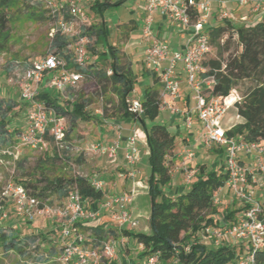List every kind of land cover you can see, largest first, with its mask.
<instances>
[{
	"label": "trees",
	"instance_id": "trees-1",
	"mask_svg": "<svg viewBox=\"0 0 264 264\" xmlns=\"http://www.w3.org/2000/svg\"><path fill=\"white\" fill-rule=\"evenodd\" d=\"M200 1V0H196ZM256 1V0H252ZM258 1V0H257ZM27 3L25 9L34 19H41L44 15L51 21L47 11L41 5L31 0H0V51L7 42V25L9 23V11L16 3ZM88 9L96 17L100 18L99 25H91L82 29V35H94L95 43L104 46L106 52L112 59L111 72L108 79L116 86L118 99L119 122L133 118L137 121L140 130L145 136V143L148 149L147 163L149 175L145 180L147 196L150 201V213L148 218L149 233H130L122 229L123 235L130 241L141 247L137 255L138 260H144L149 256L156 255L159 264H233L244 255L243 245L232 242H223L214 247L202 239L201 231L207 226L219 227L218 217L223 222L232 224L236 221L237 211L225 210L224 214L218 211V207L212 203L213 196L220 188H223L227 180L225 166L219 162L216 168H207L200 165L196 175H193L187 188L176 195H168L165 188L171 182V173L168 166V158L175 147V136L164 125L156 123L159 115V93L155 89L147 88L144 91V98L141 101L143 114L135 116L128 111L130 95L136 83L135 76L130 71H124L117 62L115 49L108 44L107 32L103 21L104 13L113 7H118L123 0L110 2L109 0H91ZM264 7L262 2L261 7ZM259 8V9H260ZM31 9V10H30ZM42 10L43 14L37 15L36 10ZM261 12V10H260ZM211 52L215 55L206 58L202 62L204 72L201 77L213 78L211 93L215 97L226 98L235 88L244 82H250L253 86L240 96V100L234 104L236 114L240 122L226 131L228 139H237L246 143L264 141V12L261 19H257L251 25H235L234 21L221 19L215 25L206 28ZM74 40L69 37L55 34L51 38L50 47L55 50L51 52L59 59L64 60L66 67L80 72L82 77L89 76L86 70H78L74 66V57L71 53V46ZM232 45L235 49L232 50ZM210 52V53H211ZM106 53H100L95 60L104 61ZM93 77H105V73L96 72ZM71 91L72 87H67ZM56 92V91H55ZM37 99L47 109L53 110L56 115L67 118L71 126L77 121L88 118L85 113L84 102L68 103L69 107L60 106L59 95L49 92L46 88L40 90ZM22 101V100H21ZM23 102V101H22ZM25 102H23V105ZM17 103L11 98L0 99V152L11 148L17 142L21 133L16 127H11V117L15 116L14 109ZM24 109H26V104ZM118 124L115 125H120ZM66 135V134H65ZM51 155H44L37 159L33 169L24 174V178L17 183L39 206L44 209L51 198L64 201L72 188H76L86 202H99L103 199L104 193L91 187L89 180L79 174L71 176L53 175L57 164L64 162L68 165V157L63 156L67 150H59L52 140L46 138ZM211 153L221 159L225 156L223 147L214 146ZM4 155V154H3ZM25 160L16 162L18 168L23 169ZM135 168V167H134ZM129 171V169H128ZM127 171V174H128ZM53 175V176H51ZM130 193V192H129ZM128 194V193H127ZM63 203V205H64ZM62 205V206H63ZM61 206V207H62ZM244 210H241V212ZM222 213V214H221ZM259 220L264 222V210L260 209ZM77 233L87 231L90 235V242L93 250H100L103 242L102 230L99 226L83 228L80 223L75 224ZM25 237V236H24ZM19 233H3L0 228V241L5 252L16 251L22 255L21 242L30 241L23 238L19 241ZM35 238V237H34ZM34 238L31 243H34ZM61 254L63 241L58 234ZM255 264H264V245L258 248H251ZM49 255H54L49 252ZM60 263V262H57ZM115 264V263H110Z\"/></svg>",
	"mask_w": 264,
	"mask_h": 264
},
{
	"label": "built area",
	"instance_id": "built-area-1",
	"mask_svg": "<svg viewBox=\"0 0 264 264\" xmlns=\"http://www.w3.org/2000/svg\"><path fill=\"white\" fill-rule=\"evenodd\" d=\"M39 4L47 11L51 18V38L59 33L74 40L71 46L73 54V64L78 70H86L89 57L86 46L87 37L82 35V29L87 21L84 5L78 0H31ZM264 0L253 1L254 12H258ZM252 0H221L218 2L221 12L218 17L235 21L229 7L235 3L238 7L247 5ZM212 9V0H146L143 7L144 25L142 37L147 42L143 53L142 63L145 70L153 73L162 83V90L159 94V111H169L172 115L183 118L186 128H191L192 117L190 111L183 112L178 107L181 101L180 80L177 68L184 74L187 88L192 92L191 98L195 102L193 112L201 127L203 144L206 146L223 147L225 150V170L227 180L223 188L213 196L212 203L215 206L221 204L220 193L225 188L229 190L234 198L244 206L240 217L232 224L219 220V227L207 226L202 229L201 235L204 241L216 247L223 242H239L243 245L244 255L233 264H255L254 256L250 252L251 248H258L264 245V222L259 220L258 214L261 205L253 200L248 192L249 183L255 181L256 174H264V141L246 143L237 139H228L226 131L221 127V120L229 106H233L240 100L239 96L232 91L226 98L215 97L211 90L213 78L201 77L205 71L202 62L211 52L209 37L206 28L209 26ZM159 12L166 16L171 22L178 25L182 30L188 31L185 48L183 51H171L168 45L157 38L152 30L154 14ZM242 25L247 24L245 19ZM109 75L110 72H107ZM45 75H49L45 88L56 92H62L67 87L74 88L82 81V75L76 70L66 67L64 60L59 59L53 53L48 54L39 62L31 64L23 75L22 87L20 88V99L25 102V129L17 137V147L29 149H43L48 146V139L52 140L59 150H67L65 118L55 114L53 110L47 109L45 105L37 99L39 86ZM232 98L233 102L228 100ZM128 111L141 116L143 108L140 100H133L128 106ZM237 119L239 117L237 116ZM114 132L113 139L105 144L103 142H93L85 149L89 154L105 157L111 163L116 160L119 143L122 138V128L120 125H112ZM139 133L133 131L127 138V148L124 154V161L129 167L127 176L134 178L137 171L134 169L138 161ZM14 146V148L16 147ZM13 147L2 151V154L13 156ZM255 157V164L250 169L241 162V157ZM193 157L190 150L185 151V160ZM194 172L185 171V181L189 183ZM82 176V175H81ZM92 188L103 191V182L96 178H88ZM10 193V194H9ZM13 196L18 205V211L22 209L24 203L29 206H36L37 201L21 187H8L3 193V198ZM133 192L115 195L107 198L98 204L96 210H87L78 190L74 187L70 190L65 203L55 211L60 220V238L63 247L57 262L64 264H100L102 258L111 259L115 254L112 242H106L100 250L85 248V238L75 230V224L83 220L95 221L99 219L102 211L116 210L117 223L119 227L129 224L135 227L137 222L132 220L125 205L130 204ZM45 209V208H44ZM41 209L44 213L48 209ZM7 214L0 206V223L4 221ZM30 220L32 215L27 216ZM142 264H159L156 255L144 259Z\"/></svg>",
	"mask_w": 264,
	"mask_h": 264
},
{
	"label": "rangeland",
	"instance_id": "rangeland-1",
	"mask_svg": "<svg viewBox=\"0 0 264 264\" xmlns=\"http://www.w3.org/2000/svg\"><path fill=\"white\" fill-rule=\"evenodd\" d=\"M78 1L84 5V11L87 16V21L84 26L88 28L91 25H99L101 19L94 16L88 9L90 2L87 0ZM110 1L115 2L118 0ZM26 4L18 2L10 9V19L7 25V42L3 50L0 51V99L11 98L17 103L18 106L12 112L16 114L11 117L10 126L16 127L19 132H22L26 126L25 104L23 105L20 99V88L22 87V82H24L22 80L23 75L31 64L39 62L51 52H55L50 47L52 25L45 15L38 20L30 16L27 9H25ZM254 4L252 1L240 10L234 8L232 11L231 9L235 19V25H242L244 21H241V19L243 18L247 24H253L254 21L257 19L260 20L263 17L264 7L260 8L262 12H254ZM135 6V0H123L120 6L107 10L104 13L103 19L106 22L107 36L109 37L108 42L115 49V56L117 57L119 66L124 71H130L136 78L134 90L129 99L142 101L144 91L148 87H145V84L148 83L147 76L142 75L145 73L148 74V72L143 68L141 63L145 48L138 43V39L134 36L135 32L131 31V24L127 23L131 19L130 15L136 12L134 9ZM36 11L38 13L37 15L39 13L43 14V11L40 9ZM133 19L135 20V17ZM214 20L216 21L214 22L215 24L219 22L217 18H214ZM120 23L125 24L117 26ZM85 36L88 40L86 49L89 57L87 65V74L89 76L84 75L82 81L78 82L71 91L65 89L62 92H55L46 87L49 92H54L59 95L60 106L69 107L67 104H71L74 101L84 102L85 113L88 116L86 120H79L73 126L69 123L68 117L65 118L66 144L68 149L62 155H67L68 165H65L64 162L57 164L53 175L71 176L73 174H79L87 176L88 178L101 180L103 182L104 197L101 201L94 202L100 204L109 197L119 195V186L121 185L119 180L127 179L128 176L126 172L120 171L114 163L110 164L107 158L98 157L85 151L91 143L101 142L97 141L99 136L103 132H108L112 125L118 124L121 113L115 91L117 87L108 79L110 74H107V72H111L110 66L112 59L105 48L95 43L94 35ZM234 49L235 47L232 45V50ZM103 52L107 54L105 60H95L96 56ZM214 55L215 52L212 51L207 58L213 57ZM96 72H100V74L105 73L106 76L93 77L91 74H95ZM181 74L184 78V74ZM47 78V75H45L38 88L39 91L45 89ZM252 86L253 84L250 82L241 83L235 88V94L239 97L243 96ZM158 88L159 84L156 83L153 89ZM190 94L192 95V92ZM192 105L194 107L195 104L193 103ZM239 122L240 119H236L234 107L229 106L221 120V127L227 129L229 126L236 125ZM156 123L168 127L163 112L159 113ZM178 127H181L178 131L179 135L187 134V131L184 130V126L180 122ZM16 145L17 143L14 146ZM177 147H179V159L172 162L168 158V166L174 182L181 183L185 186L189 185L185 181L186 170L192 171L196 175L198 166L204 165L207 168H211L213 163H216L219 159L216 154L211 153L215 149L214 146H206L203 144V136L200 128L195 135V140L188 142L184 139V141H179ZM188 149L193 153V157L185 160V151ZM13 152V156L3 155L0 152V206L7 214L6 219L0 223V228L6 236L8 233H19V241H22L23 238H29L31 241L32 238H35L33 244L30 241L21 242L20 248L23 253L22 255H19L16 251L5 252L0 241V264H64L57 263L56 261V257L59 255L61 249V243L58 238L61 223L55 213L63 205L64 201L61 202L55 198H51L49 203H46L50 205L45 207L49 212L44 213L39 210L38 203L36 206L30 207L27 202L18 211V205L13 196H9L8 198L2 197V193L6 188H14L17 186V183L24 178V174L29 173L33 169L37 159L42 158L44 155H51L52 150L50 146L47 150L45 148L29 149L16 146ZM172 155L173 153H171ZM20 160H25L23 169L16 166V162ZM223 161L224 158L221 159V163ZM143 165V168L140 170L143 177H141V174L137 170L136 180L142 181V178L146 179L149 175L147 160L144 161ZM218 166L219 164H217ZM117 174L120 176L117 177ZM260 178L261 180H259L258 184L250 183L247 190L251 193L253 200L259 203L264 210V175H260ZM115 182H118V184L114 187ZM169 188L171 189L173 186H169ZM141 189L140 187L136 189L138 190L137 194L132 196L131 203L125 205V209L129 212L131 219L137 222L133 228L129 227L130 225H126V229L130 233L148 234L150 201L147 193L145 195L139 193ZM165 192L167 193L168 191L165 190ZM167 194L170 195L169 193ZM230 200L231 196L227 195L223 205L218 207V211L224 214L227 209L235 210L238 213L243 209V204L239 201H233L231 205L229 203ZM84 205L85 207L87 206L86 203ZM28 214L32 215L31 220L27 217ZM117 215L116 210L102 211L99 219L95 221L83 220L80 225L83 228H93L95 226L103 228L104 230H102L103 232L101 234L103 242L113 243L115 249L114 256L111 259L102 258L100 264H130L129 262L137 264V254L141 248L135 242L124 237L121 230L124 226L119 227ZM81 232L86 240L85 248L94 249L95 246L92 248L94 244L92 245V242H90L89 233L87 231ZM237 244L240 245L239 242ZM49 252L54 255H49Z\"/></svg>",
	"mask_w": 264,
	"mask_h": 264
},
{
	"label": "crops",
	"instance_id": "crops-1",
	"mask_svg": "<svg viewBox=\"0 0 264 264\" xmlns=\"http://www.w3.org/2000/svg\"><path fill=\"white\" fill-rule=\"evenodd\" d=\"M87 1H91V0H87ZM145 1L146 0H135L136 6L134 7V9L136 12L134 14H131L130 15L131 19H129L127 21V23L131 24V26H130L131 31L135 32L134 36H135V38L138 39V43L140 45H142L144 48H146V45H147V42H145V40L142 37V28L144 25L143 7L145 5ZM219 1H221V0H212V9H211V16H210L209 25H215L214 22H216V21L214 20V18H217V20L219 21L218 15L221 12V8L218 5ZM110 2H112V1H110ZM229 7H230V9H232V11L234 10V8H237V10H240L241 8H243V7H238L235 3H232L231 5H229ZM260 10H262V9H259L258 12H260ZM134 17H135V20L133 19ZM103 21L105 23V29L107 32L106 22L104 19H103ZM212 22H213V24H212ZM123 24H125V23H120L117 26H121ZM152 30H153L154 35L157 38H159L160 40H162L166 45H168V47L170 48L171 51H183L184 50L185 43L187 40V36L189 34L188 31L182 30L178 25L171 22L166 16L160 14L159 12L154 14ZM108 38L109 37L107 36V41H108ZM108 44H109V42H108ZM102 48H105V47L102 46ZM141 63H142V60H141ZM142 66H143V63H142ZM177 71H178L177 72L178 78L180 80V90H181V101L177 105L180 108V110H182L183 112L190 111V116L192 117V125H191V128H186L184 120L182 117L177 116V115H172L169 111H160L159 112V113H162V112L164 113V116H165L167 123H168V127L167 126L166 127L175 136V147L176 148L172 152L173 155L169 157V160L172 162L179 159V153H178L179 147H177V144L179 143V141H184V139H186L188 142H192L193 140H195V135L197 134L198 129L199 128L201 129L200 124L197 121V118L195 117L196 115L193 112L194 107L192 104L193 103L195 104V102L191 98L190 90L186 86L185 79L181 76L182 74L180 72L179 66L177 68ZM147 72L150 75H148L147 73L142 74L143 76L146 75L147 79H148V83L145 84V87L148 86L147 88L153 89L155 87V84L158 83L159 88L155 89V90H157L158 93L160 94V92L162 90V83L159 81V79L156 75H154L153 73H151L149 71H147ZM48 76L49 75H47V77ZM133 100H137V99H132V100L130 99V102ZM228 102L232 103L233 102L232 98H230L228 100ZM235 112H236V110H235ZM236 119H237V114H236ZM179 122H180V124H182V126H184V130L187 131L186 135H182V134L179 135L178 131H179V129H181V127H178ZM119 124L122 128V138H121V141L119 143V149H118L116 160H115L114 164L116 167H118V169L120 171H124L127 173L129 167L126 165V163L124 161V154H125L126 148H127L126 140L132 134L133 131H137L139 133V139H138V143H137L139 153H138V161L136 163L135 169H136V171L138 170L139 173L141 174V177H143L140 170L143 168V166H144L143 163L145 160H147V156H148V149H147L146 143H145V136H144L143 132L140 130L137 121L134 120L133 118L122 120L119 122ZM233 126H235V125H233ZM233 126H229L227 129H224V130L227 131V130L231 129ZM113 136H114V132L111 130V127H110L108 132L107 131L103 132L102 135L99 136V139L97 141H101V142L107 144L113 139ZM219 162H221L220 158L216 161V163L215 162L213 163L211 168H216L217 164ZM224 162H225V156H224V161L222 163L223 165H224ZM241 162L244 164V166L252 169L253 164H255V157L254 156H252L251 158L241 157ZM110 164H113V163L110 162ZM141 165H142V167H141ZM260 175L262 176L264 174H256L254 172L255 181L252 182L251 184H255V185L258 184L259 180H261ZM119 176L120 175L117 174V177H119ZM145 180H146L145 178H142V181H139V180H136L135 177L134 178L128 177L127 179H125V178L120 179L119 181H120L121 185L119 186V189H120L119 194L121 192H122V194H124L125 192H127V193L133 192V196H134L135 194H137V191H138L136 189H138L140 187L142 189L140 190L139 193L145 195V193H147ZM118 182L114 183V187L117 186ZM169 186L170 187L173 186V188L170 189ZM169 186L166 187L165 190L168 191L167 193H169L170 195L179 194L187 188V186H185L181 183H175L172 175H171V182H170ZM227 195L231 196V200L229 202V203H231V205H232L233 201H237L234 198V196L232 195V193L229 190L224 188L220 193V199H221L220 206H222L223 203L225 202V197ZM85 203L88 206L87 210H96V208L98 206V204L94 203V202H90V203L85 202ZM104 212H107V211H104ZM241 214H242L241 211L238 212L236 214V218L240 217ZM218 218H220V217H218ZM126 225L129 226V224H126ZM126 225L124 226V228L120 227L121 230L125 229L127 231ZM138 247L141 248L140 246H138ZM143 261L144 260L142 259V260H138L136 262H137V264H142ZM129 263L134 264L132 262H129Z\"/></svg>",
	"mask_w": 264,
	"mask_h": 264
}]
</instances>
